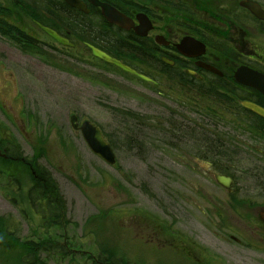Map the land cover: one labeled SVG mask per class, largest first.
<instances>
[{
    "label": "rangeland",
    "instance_id": "1",
    "mask_svg": "<svg viewBox=\"0 0 264 264\" xmlns=\"http://www.w3.org/2000/svg\"><path fill=\"white\" fill-rule=\"evenodd\" d=\"M1 3L10 7L8 18L13 20L16 3ZM26 29L38 35L37 39H46L37 28ZM37 47L40 55L24 53L0 35V142L17 145L37 170L44 168L67 204L58 230L37 225L39 217L27 199L34 179L22 169L0 172V217L14 223L7 226V233L13 232L22 243L49 241L62 248L55 253H31L28 262L94 264L97 258L103 264L110 256L117 264H184L182 256L191 245L181 246L180 257H174L166 239L150 234L155 226L165 224L221 258L223 264H264L261 250L226 242L217 228L204 222L187 191L198 186L201 178L185 170L184 161L178 158L185 152L184 148L182 154L175 151L181 141L170 139L157 127L159 120L169 118V110L190 120L198 116L172 99H160L149 87L91 62L83 48ZM73 114L81 123L90 121L103 131L117 155L115 166L96 157L72 129ZM125 114H134L145 124L139 146L129 147L133 119ZM2 165L0 160V171ZM37 208L44 209V205L35 203ZM5 242L10 245L11 239ZM10 252L14 253L1 254L4 264L27 261L20 252Z\"/></svg>",
    "mask_w": 264,
    "mask_h": 264
},
{
    "label": "flooded vegetation",
    "instance_id": "2",
    "mask_svg": "<svg viewBox=\"0 0 264 264\" xmlns=\"http://www.w3.org/2000/svg\"><path fill=\"white\" fill-rule=\"evenodd\" d=\"M50 1L54 17L59 18L62 0ZM80 1L88 12L74 11L88 18L90 27L102 22L123 36L117 52L112 53L114 57L123 62L127 57L129 66L150 78L146 83L160 99L172 98L174 89L181 93L186 97L184 103L191 106L189 110L198 116V138L183 141L185 152L178 158L184 161L185 170L201 178L198 186L187 191L204 222L217 228L226 242L264 254V118L248 106L264 109V93L251 83L241 82L239 76L256 77L264 87V0H98L132 20L129 29L107 23L101 8L91 0ZM139 18L150 25L145 37L137 34ZM190 39L194 42L185 55L180 46ZM40 41L58 46L51 38ZM134 78L139 83L140 79ZM175 151L181 153L180 148ZM3 153L0 149L4 159ZM4 160L12 169L19 163L28 166L37 183L46 175L21 157ZM218 176L231 178L233 184L221 186ZM39 217L44 221L48 215L44 212ZM151 232H155V239L160 235L166 239L174 257H180L181 246L191 245L184 254L187 258L182 256L184 264L223 263L165 224ZM1 254L5 252L0 251V264H4Z\"/></svg>",
    "mask_w": 264,
    "mask_h": 264
},
{
    "label": "trees",
    "instance_id": "3",
    "mask_svg": "<svg viewBox=\"0 0 264 264\" xmlns=\"http://www.w3.org/2000/svg\"><path fill=\"white\" fill-rule=\"evenodd\" d=\"M34 3L37 4V6H33ZM44 3H45L44 0H38V2H35V0H23V2L16 4V10L12 14V16L14 15L12 24L7 23L6 20H4L0 16V35L4 37L14 36V39H16L14 40L15 45L18 46L20 50L23 51L24 53L39 54V49H35L30 46L32 45V43H34V40H32V38L29 37L28 33H26L22 29V27L26 24L27 19L32 21V23L35 21L44 23L41 14L42 5ZM2 11L5 10H3L0 7V12ZM55 28L61 34L67 36L76 44L81 45L86 51H89V49L85 46V44L91 43L92 45L112 54L111 50L119 48L121 43V40L119 39V35L115 31L111 30L108 33H105L103 31V26L101 23H99V27L96 26L90 27L88 23V18L79 15L74 11V9L70 8L68 5L64 3H62L61 5L60 21L55 26ZM9 31H11L12 33L11 35ZM17 36L23 37L24 40H19L20 38H18ZM125 61L127 60L125 59ZM128 115L131 116L134 123V124L132 123L128 129V131L130 132L128 136V142L130 144L129 147L133 148L134 146L141 145L140 142H142V140L140 137H145L143 135L144 129L141 128L143 127L142 126L143 124L139 118H137L134 114H128ZM181 119L183 121L186 120L185 117H182ZM170 122H171V128L169 130L170 138L183 139L186 137H193V133L197 132V126L196 125L194 126L193 124H189L188 122H187L188 124L186 125L185 122L178 123L174 121V119H172ZM0 145L3 148H6L8 151H10L9 150L10 145L8 143L5 144L3 142H0ZM30 199H31L30 201L33 203H35V201L44 203L47 211L49 210L50 214L54 215L55 217H58V214H55L58 213V211L61 214H64V212L66 211V202L60 191V188L58 184L52 179V177L48 176V174L44 179L43 183L35 186V188L32 189V191L30 192ZM6 229H7L6 221L4 218L0 217V231L2 230L0 234L2 233L5 234ZM11 246L21 251L24 250L38 251L41 247L42 249L44 247L45 251H49L53 247V245L49 243L29 244L30 247H26L27 246L26 244L13 243ZM98 260L102 261V258L100 257ZM114 260L115 259L113 257L109 256V258L104 259L105 262L104 261L103 262L106 264H117ZM94 264H99V263L95 262Z\"/></svg>",
    "mask_w": 264,
    "mask_h": 264
},
{
    "label": "water",
    "instance_id": "4",
    "mask_svg": "<svg viewBox=\"0 0 264 264\" xmlns=\"http://www.w3.org/2000/svg\"><path fill=\"white\" fill-rule=\"evenodd\" d=\"M65 1L69 6L76 8L83 12H88L86 5L80 1V0H63ZM93 4L97 7H100L102 10V14L105 17V19L110 22L111 24H115L117 26H120L122 28H131L133 26V21L128 19L125 15L120 13L117 9L113 8L111 5L100 3L98 0H91ZM247 7H250L248 4H243ZM251 8V7H250ZM139 21L141 22L140 27L137 29V34L140 36H146L150 25H146V22L139 18ZM39 27L51 38H53L56 42H58L60 45H63L65 47H71L73 48L74 45L69 42L68 39L64 38L60 34H58L56 31L45 27L41 24H38ZM192 40V39H191ZM191 40H185L180 46V49L183 54L188 55L186 50L189 46H192ZM89 49L92 51L93 56L107 64L113 65L115 67H118L119 69L123 70L124 72H127L129 74L137 75L141 79L145 81H150L149 78L138 74L134 70H132L130 67L124 65L121 61L112 58L107 53L97 49L96 47L92 45H87ZM240 78L242 79L241 82L246 84H252L254 87L258 88L264 93V87L260 86L258 83L260 79H257L256 77H251L248 74L239 73ZM245 78H248L245 80ZM259 80V81H258ZM258 82V83H257ZM255 113L262 116L264 118V109L254 106V105H248ZM71 125L75 131H80L85 142L89 146L90 150L98 157H100L105 163L109 165H115L116 164V155L111 147V145L104 139L103 134L99 128H97L94 124H92L89 121L84 122L82 125L79 124L77 116L71 117ZM220 185L224 187H229L232 183L230 178L225 177H218L217 178Z\"/></svg>",
    "mask_w": 264,
    "mask_h": 264
},
{
    "label": "bare ground",
    "instance_id": "5",
    "mask_svg": "<svg viewBox=\"0 0 264 264\" xmlns=\"http://www.w3.org/2000/svg\"><path fill=\"white\" fill-rule=\"evenodd\" d=\"M44 2H46V3H50V0H44Z\"/></svg>",
    "mask_w": 264,
    "mask_h": 264
}]
</instances>
